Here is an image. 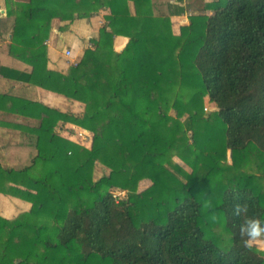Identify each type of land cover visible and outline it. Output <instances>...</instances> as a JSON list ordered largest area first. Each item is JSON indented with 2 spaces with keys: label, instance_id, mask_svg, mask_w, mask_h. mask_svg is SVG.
Segmentation results:
<instances>
[{
  "label": "trees",
  "instance_id": "trees-1",
  "mask_svg": "<svg viewBox=\"0 0 264 264\" xmlns=\"http://www.w3.org/2000/svg\"><path fill=\"white\" fill-rule=\"evenodd\" d=\"M182 1L4 0L2 50L31 70L0 75L84 108L18 98L20 114L38 120L19 140L35 153L21 168L0 163V194L30 206L0 215V264H264L231 214L247 204L242 215L264 221V0L194 2L174 33ZM100 10L106 23L84 32L76 65L50 69L51 21L63 33ZM118 35L127 41L116 51ZM66 125L87 131L89 146ZM96 163L108 172L95 179Z\"/></svg>",
  "mask_w": 264,
  "mask_h": 264
},
{
  "label": "crops",
  "instance_id": "crops-1",
  "mask_svg": "<svg viewBox=\"0 0 264 264\" xmlns=\"http://www.w3.org/2000/svg\"><path fill=\"white\" fill-rule=\"evenodd\" d=\"M175 1L154 0V4L157 5V7H159V6L165 5V3L167 2L169 3V2H175ZM189 1H190L189 3L190 5H194L193 4L194 2L196 4L197 3L199 4L201 1H205V0H201V1L200 0L198 1L197 0H183L181 4L179 3L182 7H184V10L179 15L171 17L172 30L174 33L177 31L179 27L180 21L178 20L180 18L184 19L185 21L187 20L188 22L187 16L189 14L188 13V9H189L188 6H190L188 4ZM3 2H4L3 0H0V5L3 4ZM129 7L132 13L133 7L131 3ZM100 11L102 12L103 10H100ZM104 12L106 13L107 10H105ZM173 24L176 27H173ZM55 26H56V23L55 22L52 23L51 32L49 34V43L47 42L48 43L47 45L48 47V67L50 69L63 72L62 70L65 68V64L63 63L61 57H64L65 55L63 56V54H61V50L59 49L64 46H68V45L71 46V43L74 44L75 41H78L77 40L78 37L75 36L74 39H68L67 37L62 36L63 39H61L60 38L61 34L56 33ZM75 28H76V25H75ZM126 41H127L126 37L121 36V35L116 36L113 41L114 49L116 51L120 50L125 45ZM7 42L8 41H5L4 43L6 44ZM0 66L6 67L12 70H16L19 72H24V73H29L31 70V67L29 65L6 54L2 50L1 47H0ZM20 96L31 97L33 100L38 101L42 103L43 105H46L50 108H55L62 112H66L69 110L72 112L73 108L69 107V105H73V104L75 105L77 103L66 97L56 94L54 92L42 89L40 87L29 88V86L26 85L22 81H16L10 78L2 77L0 75V152H5L4 154L0 153V160L5 165L8 164L5 161L8 157H12L13 159L14 158L29 159V157L33 156L35 153L32 148L21 146L18 144L17 133L19 131L13 127L15 124H19V123L26 124L27 122H32L33 120H35L34 115L31 117H25L20 114L19 112L20 105L18 102V98ZM79 112H81V110ZM9 166H12V165L9 163ZM0 198L5 199L8 202L16 201L17 204L20 205L21 203L22 206L26 205V207H28L27 205L28 202L27 203L23 202L21 198H18L15 196L0 194ZM257 240H259L260 242L264 241V239H257Z\"/></svg>",
  "mask_w": 264,
  "mask_h": 264
},
{
  "label": "rangeland",
  "instance_id": "rangeland-1",
  "mask_svg": "<svg viewBox=\"0 0 264 264\" xmlns=\"http://www.w3.org/2000/svg\"><path fill=\"white\" fill-rule=\"evenodd\" d=\"M4 1V0H3ZM154 1V0H153ZM172 1H175V0H172ZM198 1V0H197ZM174 3V2H172ZM190 3V1L188 2V4ZM198 4V3H197ZM162 6H160L161 8ZM5 4L3 2V4L0 5V16H2V18H5ZM105 10H103L102 12L99 11L96 12V14H92V17H91V20L88 24H76V28L75 27H71V28H68L67 31L65 32H61L60 30V26H61V23L58 19H54L51 21V26H50V32H51V28H52V23H56V33H59L61 34V39H63L62 36L64 37H67L68 39H74L75 36L78 37V41H75L74 44L71 43V46H64L62 48H60L59 50H61V54H63L64 56V51L67 49V50H70V56L68 57H61L63 63L65 64V68L62 70L63 72H65L67 70V68L69 66H74L76 65V63L78 62V56L81 54L82 50L85 49V46L86 47H89L90 43L89 41L87 42V36L84 34V32L88 33L89 35H91L92 33L93 34H96L97 35V30L100 26L104 25L106 23V19H105V15L106 13L104 12ZM101 13V15H100ZM104 13V14H103ZM188 17V16H187ZM180 18L178 21H180L179 23V26L180 25H187V20L185 21L184 19ZM3 22L4 23H1V31H0V47L3 48L5 46V41H9L10 37H11V34H10V30H11V25H12V18H7V19H3ZM178 24V23H177ZM173 27H176L174 24H173ZM85 29V30H84ZM50 34V33H49ZM80 37V39H79ZM65 39V38H64ZM86 40V41H85ZM49 43V36L48 38L44 41V44L47 46L48 43ZM86 45H85V43ZM74 46V47H73ZM5 52V51H4ZM6 53V52H5ZM77 54V55H76ZM64 97V96H63ZM74 101V100H72ZM77 103L74 105H69V107L73 108L72 112L69 110V111H66L67 113H72V114H80L82 113L83 111V108H84V105L78 101H75ZM74 102V103H75ZM76 108V110H75ZM205 109H208L210 110V105L209 103L206 102L205 104ZM81 110V112H79ZM31 117V116H30ZM183 121V124L186 128H188V124H187V120L185 119H182ZM38 120L35 118V120H33L32 122H27L26 124H22V123H19V124H15L13 127L15 129H17L19 132L17 133V136H18V144L20 145L19 143V140H20V136L23 134V133H28V134H35L37 133V123ZM65 127H73V131H76L75 132V135L77 136L78 135V128L74 125H66ZM28 131V132H27ZM82 131L85 135H82L83 137H85V140L83 141L82 137L81 136H77L78 137V142L81 146H84V147H88L90 142H91V139L90 137H88V132L85 131V130H80ZM63 134L64 135H68L66 133V131L64 130L63 131ZM1 154H4L5 152H0ZM175 150L173 151H167V155L168 156H171L173 160H175L176 162H178L181 166H183L185 169L188 170L187 167H185L176 157H175ZM5 156V155H4ZM3 159V158H2ZM4 160V159H3ZM8 164L5 165L2 163V161L0 160V163L2 166L4 167H13V168H21L23 167L24 165H26L28 162H29V159H26V158H12V157H8L6 160H5ZM15 163H14V162ZM13 162V163H11ZM9 163L12 165V166H9ZM108 172V169L98 163H96L95 165V168H94V178H98L100 175L102 174H106ZM150 185V182L147 181V180H144V181H141L137 188L135 190L132 191V193H136L140 190H143L145 188H147L148 186ZM110 191L113 193L114 196H116L115 199H119V198H123L125 197V194H126V190H122V189H119V188H111ZM11 196V195H10ZM23 202H28V207H26V205H23L20 203L17 204L16 201H13V202H8L7 200L5 199H2L0 198V215L4 216V217H15L17 214H19L21 211L23 210H27L30 206V202L27 201V200H24L22 199ZM251 243H253L254 245H256L258 248L260 249H264L263 245H264V241H259V240H255V241H251Z\"/></svg>",
  "mask_w": 264,
  "mask_h": 264
},
{
  "label": "clouds",
  "instance_id": "clouds-1",
  "mask_svg": "<svg viewBox=\"0 0 264 264\" xmlns=\"http://www.w3.org/2000/svg\"><path fill=\"white\" fill-rule=\"evenodd\" d=\"M247 211V204H234L231 209V214L238 218L237 223L234 224L238 235L246 238L245 246H249V241L264 239V221L254 216L242 215Z\"/></svg>",
  "mask_w": 264,
  "mask_h": 264
},
{
  "label": "built area",
  "instance_id": "built-area-1",
  "mask_svg": "<svg viewBox=\"0 0 264 264\" xmlns=\"http://www.w3.org/2000/svg\"><path fill=\"white\" fill-rule=\"evenodd\" d=\"M95 14H96V13H95ZM69 54H70V50H67V49H66V50L64 51V55H65V57L70 56ZM78 135L82 137L83 141L85 140V137L82 136V135H85V134H84L82 131L79 130ZM78 135H77V136H78ZM112 194H113V193H112ZM113 196H114V195H113ZM114 197L116 198V196H114Z\"/></svg>",
  "mask_w": 264,
  "mask_h": 264
}]
</instances>
